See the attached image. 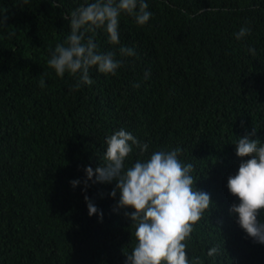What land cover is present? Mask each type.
Segmentation results:
<instances>
[{"label":"trees","instance_id":"1","mask_svg":"<svg viewBox=\"0 0 264 264\" xmlns=\"http://www.w3.org/2000/svg\"><path fill=\"white\" fill-rule=\"evenodd\" d=\"M79 2L0 0V264H124L134 209L117 206L118 190L109 195L115 179L84 184L85 166L104 162V137L121 126L148 152L180 146L194 187L210 194L185 249L193 264H264V244L235 221L238 197L227 188L242 159L236 136L255 128L250 138L264 142V0H148V23L120 19V40L138 55L115 75L90 68L94 82L71 90L73 77H57L46 60ZM241 25L251 31L237 40ZM95 39L116 47L99 29ZM85 195L102 219L88 214Z\"/></svg>","mask_w":264,"mask_h":264},{"label":"clouds","instance_id":"2","mask_svg":"<svg viewBox=\"0 0 264 264\" xmlns=\"http://www.w3.org/2000/svg\"><path fill=\"white\" fill-rule=\"evenodd\" d=\"M124 15L143 26L154 13L149 9L148 0H80L65 14L69 31L51 48L46 63L57 77H63L65 73L73 77L69 85L71 90L94 82L90 68L95 67L105 75H115L126 58L138 55L134 46L120 40L119 25ZM5 20L6 17L0 16V26ZM98 29L105 34L107 42L116 47L101 50L95 39ZM250 31V27L241 25L234 36L240 40ZM248 51L255 55L252 46ZM149 75L146 69L143 78L147 79ZM45 83L41 76L39 86L43 88ZM134 87H139V83ZM254 133L255 128L250 133L236 136L234 142L236 154L242 159L235 174L227 178L229 192L238 197V203H232L229 211L248 236L264 244V220L257 218L264 210V142L250 138ZM104 141V162L95 168L85 166L84 184L87 186L88 180L104 183L115 179L109 195L115 197L118 190L117 206L134 209L126 213L134 226L135 241L131 251L126 253L124 264H193L185 251L187 241L195 222L205 214L211 200L208 192L194 187V166L179 158L180 146L148 152L149 143L124 126L106 134ZM137 150V158L133 160L132 154ZM246 156L248 158L243 159ZM127 161L131 162L126 164ZM80 183L79 178L70 180L73 187ZM84 199L88 214L95 213L102 219L103 211L87 195ZM218 250L213 245L207 249V255L214 256Z\"/></svg>","mask_w":264,"mask_h":264}]
</instances>
